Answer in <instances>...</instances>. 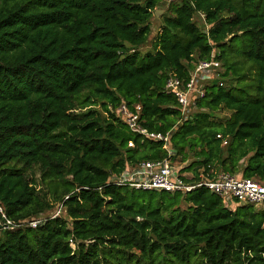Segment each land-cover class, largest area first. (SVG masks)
<instances>
[{
  "label": "trees",
  "instance_id": "trees-1",
  "mask_svg": "<svg viewBox=\"0 0 264 264\" xmlns=\"http://www.w3.org/2000/svg\"><path fill=\"white\" fill-rule=\"evenodd\" d=\"M212 49L223 84L184 117L167 78L187 79ZM122 102L141 106L148 131L171 132L186 181L264 182V0H0V206L15 222L58 204L65 215L0 227V264H264V208L204 185L109 182L168 158L116 116Z\"/></svg>",
  "mask_w": 264,
  "mask_h": 264
},
{
  "label": "built area",
  "instance_id": "built-area-1",
  "mask_svg": "<svg viewBox=\"0 0 264 264\" xmlns=\"http://www.w3.org/2000/svg\"><path fill=\"white\" fill-rule=\"evenodd\" d=\"M224 68L220 59L215 57V49H212L208 59L198 60L193 63L189 70L188 78L183 80L176 75H169L165 83V90L172 93L179 105L184 117L192 108L197 107L196 102L205 95V87L212 81L217 80L220 85ZM133 133L160 140L166 149L168 158L161 160H148L135 166H127L119 175H112L109 182L116 185H128L136 189L164 190L168 192H189L197 186L204 185L212 192L224 199L229 205L234 199L239 203H252L257 207L264 208V182L250 177H237L228 172H217L212 178L200 174V179L195 182L186 181L170 162V156L174 155V149L170 146V131H148L140 122L141 106L129 107L122 102L114 110ZM219 136V135H218ZM130 146L132 142L128 143ZM64 213L61 204L51 211L38 214L30 219L15 222L9 219L0 206V227L9 228L16 226L37 227L47 218H53Z\"/></svg>",
  "mask_w": 264,
  "mask_h": 264
},
{
  "label": "rangeland",
  "instance_id": "rangeland-1",
  "mask_svg": "<svg viewBox=\"0 0 264 264\" xmlns=\"http://www.w3.org/2000/svg\"><path fill=\"white\" fill-rule=\"evenodd\" d=\"M169 1V0H168ZM164 12V7H157L156 9V13L157 14H153V16L151 17V33L149 35V38L147 40V42L144 43V45L140 48L142 52L150 49V46H151V41L153 40L154 36L156 35L158 29H159V26L161 24V15L163 14ZM196 20L199 22V24H202V27H205L206 28V25H204L203 23V16L202 14H197V16L195 17ZM199 108L198 107H194L192 108L190 111L186 112V114H193L194 112H196ZM225 115H227V112L226 111H218L216 112V116L218 117H224ZM171 164L176 168H182L183 166H185L186 164H188V160L186 161H180V158L177 157L176 159H171L170 160ZM36 171V179L39 178V172ZM191 171L190 170H185V171H182L180 173V175L182 177H188L190 176V173ZM235 205V203L233 204ZM63 216H65L64 214H62Z\"/></svg>",
  "mask_w": 264,
  "mask_h": 264
},
{
  "label": "water",
  "instance_id": "water-1",
  "mask_svg": "<svg viewBox=\"0 0 264 264\" xmlns=\"http://www.w3.org/2000/svg\"><path fill=\"white\" fill-rule=\"evenodd\" d=\"M167 3H168V0H163V4H167ZM155 14H157L156 11H155Z\"/></svg>",
  "mask_w": 264,
  "mask_h": 264
}]
</instances>
